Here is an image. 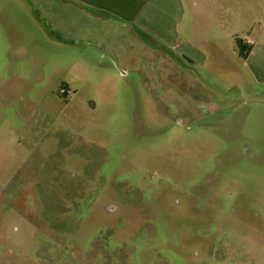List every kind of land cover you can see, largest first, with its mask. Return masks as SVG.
I'll list each match as a JSON object with an SVG mask.
<instances>
[{"label":"rangeland","instance_id":"obj_1","mask_svg":"<svg viewBox=\"0 0 264 264\" xmlns=\"http://www.w3.org/2000/svg\"><path fill=\"white\" fill-rule=\"evenodd\" d=\"M58 1L0 0V264H264V0H182L205 64L123 76Z\"/></svg>","mask_w":264,"mask_h":264},{"label":"crops","instance_id":"obj_2","mask_svg":"<svg viewBox=\"0 0 264 264\" xmlns=\"http://www.w3.org/2000/svg\"><path fill=\"white\" fill-rule=\"evenodd\" d=\"M58 3L62 13L58 20H52L63 41H82L102 48L112 56L113 59L109 55V61L121 68L122 76L128 75V71L150 73L151 57L161 64L167 61L165 55L151 49L145 37L179 50V55L192 64H205L208 60L201 43L212 40L196 42L180 29L186 13L182 0H59ZM245 41L252 44V49L247 59H242L244 65L257 83L264 84V38Z\"/></svg>","mask_w":264,"mask_h":264},{"label":"trees","instance_id":"obj_3","mask_svg":"<svg viewBox=\"0 0 264 264\" xmlns=\"http://www.w3.org/2000/svg\"><path fill=\"white\" fill-rule=\"evenodd\" d=\"M235 47L236 51L238 53V56L241 59H247L251 49H252V44L247 43L245 40L241 38H236L235 39Z\"/></svg>","mask_w":264,"mask_h":264}]
</instances>
